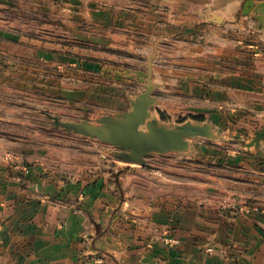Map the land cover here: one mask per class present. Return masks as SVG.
<instances>
[{
	"label": "rangeland",
	"instance_id": "rangeland-1",
	"mask_svg": "<svg viewBox=\"0 0 264 264\" xmlns=\"http://www.w3.org/2000/svg\"><path fill=\"white\" fill-rule=\"evenodd\" d=\"M81 1L86 0H39L37 7L17 10L16 22L6 25L16 39L0 38V162L62 155L73 137L75 163L89 160L103 169L105 156L110 161L106 170L121 174L125 166L132 176L125 184L135 207L170 208L177 214L190 209L209 236L222 229L220 223L230 228L235 219L263 222L264 164L252 165L248 144L251 133L264 129L254 107H263L264 99L226 91L223 103L214 102L215 80L227 84L233 70L243 72L237 67L245 59L264 57V39L255 34L258 24L224 25L223 39L202 24H195L192 32L186 24L156 23L148 30V24H127L129 30L120 32L117 23L108 32L103 24L75 22ZM233 50L242 53L238 64ZM184 72L200 84L189 90L191 97L177 87ZM150 84L157 100L151 108L154 119L172 128L208 124L212 137L190 139L184 153H155L142 166L117 160L113 146L54 123L53 117L98 124L104 116L131 110L132 101ZM173 107L175 112L169 110ZM89 142L96 144L95 151H88Z\"/></svg>",
	"mask_w": 264,
	"mask_h": 264
},
{
	"label": "crops",
	"instance_id": "crops-1",
	"mask_svg": "<svg viewBox=\"0 0 264 264\" xmlns=\"http://www.w3.org/2000/svg\"><path fill=\"white\" fill-rule=\"evenodd\" d=\"M36 2L0 0V38L16 39L6 25L16 22L17 10L39 6ZM78 8L75 22L103 24L108 32L117 23L120 32L129 30L127 24H148L147 30L156 23L186 24L191 25L188 32L202 24L223 39L224 25L233 29L237 22L254 21L260 29L255 37L264 39V0H86ZM216 51L223 55L222 48ZM231 53L238 64L242 53ZM245 61L248 66L237 67L242 73L233 70L231 82L215 80L214 102L223 103L226 91L264 99V57ZM241 75L249 87L242 85ZM179 77L177 87L184 88L185 96L200 85L186 72ZM261 106L254 105L260 110L256 117L264 120ZM70 146H75L73 137L62 155L0 162V264H264V221L235 219L230 228L220 223L222 229L209 236L190 209L177 214L170 208L135 207L125 166L121 174L106 170L110 161L105 156L103 169L89 160L75 163ZM86 146L88 151L97 148L94 142ZM248 146L252 165L264 164V129L251 133Z\"/></svg>",
	"mask_w": 264,
	"mask_h": 264
},
{
	"label": "water",
	"instance_id": "water-1",
	"mask_svg": "<svg viewBox=\"0 0 264 264\" xmlns=\"http://www.w3.org/2000/svg\"><path fill=\"white\" fill-rule=\"evenodd\" d=\"M215 20H220L215 17ZM153 86L132 101L131 110L104 116L98 124L89 121L65 122L53 117L54 123L69 133L98 139L116 148L114 157L125 163L148 166V158L155 153L186 152L189 140L196 137H212L208 124L185 123L177 127L161 124L152 116L151 108L157 100L152 96Z\"/></svg>",
	"mask_w": 264,
	"mask_h": 264
}]
</instances>
